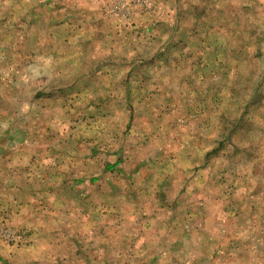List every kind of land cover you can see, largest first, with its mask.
<instances>
[{
	"label": "rangeland",
	"instance_id": "rangeland-1",
	"mask_svg": "<svg viewBox=\"0 0 264 264\" xmlns=\"http://www.w3.org/2000/svg\"><path fill=\"white\" fill-rule=\"evenodd\" d=\"M167 1L179 2V6L171 16L169 31L165 25L157 33L168 34L169 42H155L147 48L167 54L166 60L155 62L158 70L147 93L150 102L143 105L137 98V105L131 98L132 108L118 107L114 120L120 124H110L115 131L121 128V135L119 132L114 140L102 138L117 154L105 151L91 155L88 161L78 156L81 138L67 142L74 148L72 162L79 163L74 177L100 176L98 190L107 198L93 218L100 216L97 225L103 234L88 237L93 229L90 224L75 223L72 237L56 230V235H40L37 243L22 237L23 242L15 244L19 235L7 228L14 223L3 221L1 229L8 237L0 235V241L8 244V251L0 255L5 261L35 264L34 258L37 264H81L76 256L91 255L85 250L79 253L83 245L98 243L114 253V244L134 242L132 245H153L150 255L162 264H264V0ZM158 3L162 0H109L106 14L121 27L133 26L137 19L156 18ZM111 4L115 5L110 10ZM23 5L19 0H0V148L9 153L10 147L24 146L25 131L29 143L33 132L39 131L33 104L40 97L34 87L48 79L38 76L35 69L39 61L34 60L38 50L34 41L43 35L35 34L32 21L26 27L25 17L19 18ZM43 62L56 75L64 63ZM55 77L58 85L65 82L61 74ZM126 94L128 99L132 95ZM79 95L72 96L75 102ZM42 97L46 99L45 94ZM80 106L69 130L78 135L82 130L81 116L76 117L81 114ZM56 142L60 139L41 140L42 155L49 157L57 150ZM209 151L214 153L209 155ZM119 158L121 163L115 169H107ZM43 159L42 168L47 167L43 180L67 165L57 154L50 162ZM115 195L129 199L135 195L134 204L125 205L135 209L136 221L125 219L120 225L113 219ZM165 197L176 201L168 204ZM42 214V228L51 223L65 228L64 216H55L56 221L44 211ZM197 214L196 221L187 220ZM117 227L133 229L132 236L114 235ZM145 252L136 248L135 264Z\"/></svg>",
	"mask_w": 264,
	"mask_h": 264
},
{
	"label": "crops",
	"instance_id": "crops-1",
	"mask_svg": "<svg viewBox=\"0 0 264 264\" xmlns=\"http://www.w3.org/2000/svg\"><path fill=\"white\" fill-rule=\"evenodd\" d=\"M19 1L25 3L19 18L22 15L25 17V22L28 21L24 24L26 27L32 21L30 24L35 34L43 35L42 39L34 41L38 49L34 60L39 61L35 64V69L37 68L38 76H45L48 79L46 83H39V86L34 87L37 97H40V100L35 98L33 104L34 124L37 123L39 131L33 132L32 142H26L29 136L25 131L23 147L14 150L10 147V153L7 149L0 148V235L8 237L7 231L1 229L4 227L3 221L14 223L13 228L5 226L19 235L13 242L15 244L31 239L37 243L40 235L49 232L56 235V230L67 238L72 237L75 223H80L82 226L90 224L93 229L91 232L88 231V237L102 235L104 230H100L97 225L100 216L93 218L95 212L100 214L99 211L107 198L98 190L102 185L99 182L100 176L74 177V168L78 167L79 163L72 162L75 152L71 143L68 147L67 142L81 138L83 143L78 156L84 160L87 158L88 161L91 155H101L105 151H109L108 154L111 153L110 151L117 154L115 148L106 147L102 138L107 136L114 140L119 132L121 135L122 129L115 131V125L110 124L118 123L114 120L115 115L118 114V107L132 108L131 98L135 99L134 102L137 105L140 104L137 98L142 99L140 101L141 104L144 103L143 105L150 102L147 101L150 100L147 93L153 88V82L150 79L155 70H158L155 68V62L166 60L167 54L164 51L159 53L158 50L152 49L148 52L147 48H151L155 42L158 45H163L164 41L169 42L168 34L162 36V33L161 35L157 33L159 26L165 25L169 31L171 22L173 23L171 16L179 6V2H177L178 5L168 4L167 0H162V3H158L155 14L153 13L156 18L146 21L137 19L135 24L128 28L121 27L119 23L107 17L106 5L109 0ZM112 5L115 4L110 5V10ZM156 26L158 29H155ZM43 45H46L48 49H44ZM44 60L64 62V66L61 65L56 75L52 73L54 71L52 66L44 63ZM141 65L145 66V70L141 69ZM59 74L66 78L61 85H58L57 80L55 81V76ZM138 90L141 91L140 95L135 94ZM78 92L81 95L75 102L72 96ZM126 93L132 94L129 99ZM44 94L46 99L43 100ZM60 97H62L61 102ZM79 105H81V114L76 117L81 116L79 117L82 122L80 135L73 130L69 131L71 118L73 119ZM42 125L45 129L43 134L41 133ZM43 139H60V143L56 142L57 150L51 151L49 157L57 154L67 161L63 171H57L54 176L45 180H43V174L47 167L42 168L41 161L43 157L44 162H50V158L46 153L42 155L40 143ZM17 150H20L19 154ZM212 153L214 152H208L209 155ZM120 163L119 158L114 164L107 165V169L113 165L115 169ZM58 173L65 174L61 177ZM43 188L46 190L43 191ZM134 197L135 195L130 197L131 199L122 195L113 197V219L119 220L118 224L123 225L125 219L130 223L138 218L135 209L130 207L134 204ZM211 198L214 199V197ZM164 200L168 204L176 201L170 202V199L166 197ZM127 203L130 205H125ZM43 211L46 215L53 217L64 216L65 228L62 224L61 227L58 224L56 227L52 223L48 228H42ZM55 218L56 221L59 220ZM55 218H51L50 221H55ZM196 218H199V214L194 219L189 216L187 220L196 221ZM83 231L86 232L85 229ZM132 231L134 230L117 227L113 230V234L131 235ZM133 243L114 244L112 250L114 253H111V250L105 251L106 246L98 243L92 246L83 245L79 247V253L83 254L85 250L91 255L80 258L76 256V259H80L81 264H135L134 252L137 248L138 251H146L144 256H140L137 264H153L157 257H151L150 253L155 247L153 245L149 247L147 244L132 245ZM7 246L8 244L4 245L0 241V252L8 251ZM1 261L10 264L2 255H0ZM24 262L23 264H27ZM33 263L37 264L34 258ZM154 264H162V262L156 261Z\"/></svg>",
	"mask_w": 264,
	"mask_h": 264
},
{
	"label": "trees",
	"instance_id": "trees-1",
	"mask_svg": "<svg viewBox=\"0 0 264 264\" xmlns=\"http://www.w3.org/2000/svg\"><path fill=\"white\" fill-rule=\"evenodd\" d=\"M109 168H110V169H113V168H114V165H113V166H110Z\"/></svg>",
	"mask_w": 264,
	"mask_h": 264
}]
</instances>
